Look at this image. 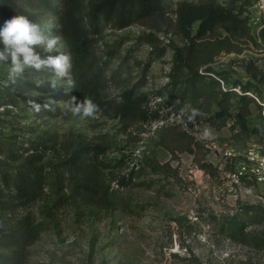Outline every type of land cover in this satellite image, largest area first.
Listing matches in <instances>:
<instances>
[{
  "label": "rangeland",
  "instance_id": "obj_1",
  "mask_svg": "<svg viewBox=\"0 0 264 264\" xmlns=\"http://www.w3.org/2000/svg\"><path fill=\"white\" fill-rule=\"evenodd\" d=\"M182 3L223 9L241 4L232 0H162V14L123 29L104 24L95 48L106 62L101 90L105 102L98 104L94 118L81 119L64 110L63 102L74 96H68L73 88L66 90L65 82L58 80L49 91L54 76L49 69H27L20 78L45 83L30 93L24 89L16 93L41 98L50 108L36 112L20 100L0 108V133L20 147L43 145L28 152L18 148L24 157L42 155L47 177L43 198L28 206L9 200L11 209L2 215L6 226L29 215L44 223L43 233L29 247L30 264H264V245L251 240L237 243L219 226L220 218L243 207H264V102L257 95H264V50L255 38L231 34L223 26L208 34L205 41L228 39L237 47L215 57V70L226 73L231 81L252 84L248 93L259 100L250 105L247 128L241 124L235 103L230 115L217 116L219 110L210 98L201 111L204 115L185 126L182 113L191 108L175 109L161 94L169 82L175 47L188 44L177 27ZM247 13L248 7L243 14L248 19ZM44 17L49 25L45 32L61 36L56 15L45 13ZM199 24L194 23L193 35ZM60 51H66V43ZM8 83L6 80L4 86ZM128 90L147 99L145 107L151 115L147 121L125 122L115 115L114 106L123 103L122 95ZM204 128L212 129V139L198 138ZM79 141L108 144L104 155L93 156L109 186V200L104 203L83 202L69 191L63 164ZM253 148L255 159L248 161ZM228 149L233 156L222 159ZM148 159L158 163V168L147 166ZM0 161L12 167L21 162L4 156ZM242 162L247 163L248 171L233 178ZM203 163L213 166L210 173L200 168ZM123 177L129 184L120 182ZM248 229L264 235V217Z\"/></svg>",
  "mask_w": 264,
  "mask_h": 264
},
{
  "label": "trees",
  "instance_id": "obj_2",
  "mask_svg": "<svg viewBox=\"0 0 264 264\" xmlns=\"http://www.w3.org/2000/svg\"><path fill=\"white\" fill-rule=\"evenodd\" d=\"M232 1L234 4H241L236 9L180 4L177 27L188 40V44L183 48L175 47L169 82L161 94L167 97V102L173 104L175 109L188 106L202 111L210 98V102L219 110L217 116L230 115L236 104L241 124L247 128L250 105L255 101L248 93L252 84L231 81L226 73L217 72L212 66L219 53L230 52L237 47H233L228 39L214 42L204 40L218 26H223L231 34H246L254 38L250 34L248 19L243 17L244 11L252 5L253 0ZM162 7V0H90L88 3L86 0H0V24L13 16L24 15L40 24L44 31H48L49 25L44 15L54 13L61 27L60 35L66 43L65 52L71 56V75L75 87L68 96L72 94L80 101L84 97H90L98 105L105 102L101 90L106 76V62L98 56L95 48L103 33V25L109 23L123 29L143 18L156 13L162 14ZM197 21L200 24L196 35H193L192 28ZM261 39L264 44V29ZM3 47L0 42V50ZM36 51L42 59L57 55L46 54L40 48ZM111 53H114V49ZM8 63L10 64V59ZM2 70L6 72L4 68ZM19 78L20 76L16 77L13 82L7 75L9 85L0 83V108L17 104L19 100L27 105L29 101L44 105L43 99L27 94L38 88V85L33 80ZM222 82L228 86L227 90L223 89ZM238 85L242 88L241 93L234 90ZM19 89H24L27 93L18 95L16 91ZM48 90L52 91L53 87ZM257 95L264 102V95L261 92ZM122 98L123 103L114 106L116 116L125 122L147 121L150 118L151 115L145 107L147 99L142 94L137 95L134 90H128L123 93ZM48 112L52 113L51 110ZM40 145L41 143H34L29 148L20 147L10 137L0 133V156L14 161L21 160L14 167L0 161V224L3 225L0 227V264H30L29 247L44 231V223L36 221L30 215L9 226H6L2 217L11 209L9 200H18L22 206H28L43 198L47 177L41 163L42 155L33 153L24 157L23 154H18V148L28 152L41 149ZM107 145L104 142L91 145L79 141L64 160L63 171L69 177V191L73 196L82 198L83 202L101 204L109 200V186L103 177V170L93 160V156L97 159L108 151ZM106 164L104 168L108 166ZM147 166L157 169L159 165L148 159ZM200 168L210 173L213 166L203 163ZM125 178L120 182L127 185L129 182ZM263 217L264 207L246 206L234 215L220 218V230L237 243L251 240L261 246L264 245V235L254 234L248 227Z\"/></svg>",
  "mask_w": 264,
  "mask_h": 264
},
{
  "label": "clouds",
  "instance_id": "obj_3",
  "mask_svg": "<svg viewBox=\"0 0 264 264\" xmlns=\"http://www.w3.org/2000/svg\"><path fill=\"white\" fill-rule=\"evenodd\" d=\"M55 27L57 31L60 30L59 25ZM0 42L4 46L0 50V67L6 70V74L13 82L16 77L23 76L26 69H34L37 72L49 69L54 74L50 80L53 88L57 86L58 80L65 82L66 90L75 87V81L71 75V56L67 52L60 51L65 47L61 36L45 32L40 24L33 22L27 16L17 15L5 21L4 26L0 28ZM37 48L46 52L57 51L59 54L42 59L36 51ZM36 83L39 86L45 82L37 80ZM28 103L36 112L41 111L42 107L50 108L49 104L42 106L34 101ZM63 108L81 119L94 118L99 111V106L90 97H84L80 101L76 96H72L68 101L63 102ZM182 115L183 123L187 126L189 123L194 124L196 117H202L204 114L199 109L191 108L183 111ZM198 138L212 139V129L204 128ZM0 227L3 225L0 224Z\"/></svg>",
  "mask_w": 264,
  "mask_h": 264
},
{
  "label": "built area",
  "instance_id": "obj_4",
  "mask_svg": "<svg viewBox=\"0 0 264 264\" xmlns=\"http://www.w3.org/2000/svg\"><path fill=\"white\" fill-rule=\"evenodd\" d=\"M248 24L251 28V33L253 37L260 43V46L264 50V44L261 39V32L264 29V0H253L252 5L248 7ZM3 70L0 69V83L4 84L7 80V75H3ZM222 86L224 90L228 89V86L222 82ZM234 90L237 93L242 92V88L240 85L234 87ZM254 97V95L250 94ZM255 99L259 100L258 98L254 97ZM222 159L228 160L231 156H233V153L231 150H226L222 153ZM255 159V149H251L248 152L247 160L253 161ZM261 162L264 163V158H261ZM248 165L245 162L240 163L238 169L232 173V177L239 179L242 175H244L245 172L248 171Z\"/></svg>",
  "mask_w": 264,
  "mask_h": 264
}]
</instances>
